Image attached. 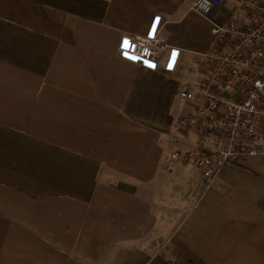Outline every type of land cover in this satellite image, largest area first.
Segmentation results:
<instances>
[{
	"label": "crops",
	"instance_id": "1",
	"mask_svg": "<svg viewBox=\"0 0 264 264\" xmlns=\"http://www.w3.org/2000/svg\"><path fill=\"white\" fill-rule=\"evenodd\" d=\"M194 1L0 0V264H264V158L205 186L172 157L214 47ZM154 30L158 60L121 54Z\"/></svg>",
	"mask_w": 264,
	"mask_h": 264
},
{
	"label": "built area",
	"instance_id": "2",
	"mask_svg": "<svg viewBox=\"0 0 264 264\" xmlns=\"http://www.w3.org/2000/svg\"><path fill=\"white\" fill-rule=\"evenodd\" d=\"M227 1H194L193 9L210 23L214 47L198 57L202 82L178 92L197 100L179 124L196 129L198 143L172 157L200 168L205 186L215 182L223 167L247 156L264 158V0H234L235 10L222 21L214 10ZM167 48L158 30L124 36L119 47L122 55L139 60H158Z\"/></svg>",
	"mask_w": 264,
	"mask_h": 264
}]
</instances>
